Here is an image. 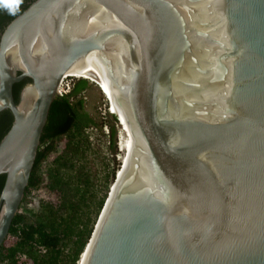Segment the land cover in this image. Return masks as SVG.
<instances>
[{"label": "water", "instance_id": "water-1", "mask_svg": "<svg viewBox=\"0 0 264 264\" xmlns=\"http://www.w3.org/2000/svg\"><path fill=\"white\" fill-rule=\"evenodd\" d=\"M78 3L84 30L65 38ZM96 15L111 22L87 25ZM82 54L99 58L133 140L78 264H264V0H33L15 16L0 33V246Z\"/></svg>", "mask_w": 264, "mask_h": 264}, {"label": "trees", "instance_id": "trees-1", "mask_svg": "<svg viewBox=\"0 0 264 264\" xmlns=\"http://www.w3.org/2000/svg\"><path fill=\"white\" fill-rule=\"evenodd\" d=\"M32 1L0 0V33ZM29 82L25 78L12 85L14 103L18 102L22 87ZM89 86L88 80L77 78L65 94L56 96L51 102L23 198L8 229L7 237H13L15 242L7 247L3 241L0 264H78V257L119 168L116 165L110 175L106 171L101 183L94 182L89 166L94 152L87 131L98 132L101 125L85 110L83 93ZM11 123L10 112L2 110L0 139ZM108 128V143L112 148L114 129L111 125ZM3 181L4 175H0V191ZM35 189H42L51 198L41 204L36 213H28L32 219L27 221L22 211L25 196ZM99 191L100 197H97ZM63 254L66 258L62 261ZM20 256L22 263L17 261Z\"/></svg>", "mask_w": 264, "mask_h": 264}, {"label": "rangeland", "instance_id": "rangeland-1", "mask_svg": "<svg viewBox=\"0 0 264 264\" xmlns=\"http://www.w3.org/2000/svg\"><path fill=\"white\" fill-rule=\"evenodd\" d=\"M75 77H66L61 82L60 88L62 90L69 89L71 83L75 81ZM89 88L83 93V98L85 100V110L95 119V121L101 125L100 131L88 130L87 134L89 136L90 145L93 149V154L89 160V166L91 168V173L95 183H101L104 178L106 171L110 172L118 165L120 166L121 162L126 157L127 150L123 147L126 141L125 133L123 132L122 126L118 122L112 121L108 108H110L109 102L103 92L88 81ZM115 113V112H114ZM116 114V113H115ZM118 124V125H117ZM108 125L113 126L114 129V144L112 148L108 143ZM63 141L60 142V147H62ZM105 173V174H104ZM44 180V176L42 175ZM110 178V176H108ZM110 181V179H109ZM99 186L96 187L97 190ZM97 197H100V191L97 193ZM51 196L45 193L42 189H35L28 192L25 196V202L23 205L22 211L26 214V220L30 221L32 217L28 213H36L41 204L50 201ZM15 239L13 237H7L4 240V245L10 247L14 244ZM4 246V247H5ZM65 255H61L60 259L65 260ZM18 263L23 262V257L20 256L17 259Z\"/></svg>", "mask_w": 264, "mask_h": 264}, {"label": "bare ground", "instance_id": "bare-ground-1", "mask_svg": "<svg viewBox=\"0 0 264 264\" xmlns=\"http://www.w3.org/2000/svg\"><path fill=\"white\" fill-rule=\"evenodd\" d=\"M81 4L78 3L74 6V11L70 15L66 16L65 18V24H64V30H63V36L65 38L72 37V36H78L82 33V25L80 16L76 12L77 8L80 7ZM102 17H104L105 23L111 22V19H107L108 16L106 15H99L97 18L96 16H92L89 20L87 25H93L97 26L98 24H101ZM100 18V19H99ZM37 49L36 51H39V44L36 45ZM121 47V46H120ZM123 48H119L115 53H110L109 61L111 62L113 66V73L116 77V81H120L121 75L124 72V62L123 59H121V56L124 52ZM118 56V57H117ZM114 57L116 59H114ZM13 60V59H11ZM65 77H75V78H84L90 81L91 83H95V85L103 92L109 102L110 105V112L112 114L116 113V116H118L120 122H118L121 126L124 125V113L122 110V102L119 95V92L112 87L111 83L109 82L108 78L106 77L104 67L102 66L101 62L99 61V58H96L92 54L87 55H80L75 62V65H72L71 68L67 71ZM62 78V79H63ZM102 88V89H101ZM115 112V113H114ZM123 132L126 136V141L123 147L127 150V148L130 146L131 141L133 140V137L129 133L128 130H126L125 126H122ZM126 157L123 160V165L125 163Z\"/></svg>", "mask_w": 264, "mask_h": 264}, {"label": "built area", "instance_id": "built-area-1", "mask_svg": "<svg viewBox=\"0 0 264 264\" xmlns=\"http://www.w3.org/2000/svg\"><path fill=\"white\" fill-rule=\"evenodd\" d=\"M66 78V77H65ZM65 78H63V79H65ZM63 79L61 80V82L63 81ZM61 82H60V84H59V86H58V89H57V96H60L61 94H65L67 91H68V89H66V90H62L61 88H60V86H61Z\"/></svg>", "mask_w": 264, "mask_h": 264}, {"label": "clouds", "instance_id": "clouds-1", "mask_svg": "<svg viewBox=\"0 0 264 264\" xmlns=\"http://www.w3.org/2000/svg\"><path fill=\"white\" fill-rule=\"evenodd\" d=\"M87 80V79H86Z\"/></svg>", "mask_w": 264, "mask_h": 264}]
</instances>
